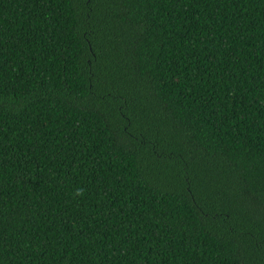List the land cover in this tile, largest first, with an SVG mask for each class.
<instances>
[{
	"label": "trees",
	"instance_id": "1",
	"mask_svg": "<svg viewBox=\"0 0 264 264\" xmlns=\"http://www.w3.org/2000/svg\"><path fill=\"white\" fill-rule=\"evenodd\" d=\"M0 264H264V0H0Z\"/></svg>",
	"mask_w": 264,
	"mask_h": 264
}]
</instances>
